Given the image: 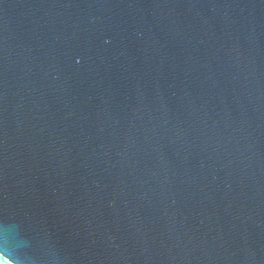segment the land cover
Masks as SVG:
<instances>
[{
	"label": "water",
	"instance_id": "obj_1",
	"mask_svg": "<svg viewBox=\"0 0 264 264\" xmlns=\"http://www.w3.org/2000/svg\"><path fill=\"white\" fill-rule=\"evenodd\" d=\"M0 264H264V0H0Z\"/></svg>",
	"mask_w": 264,
	"mask_h": 264
}]
</instances>
